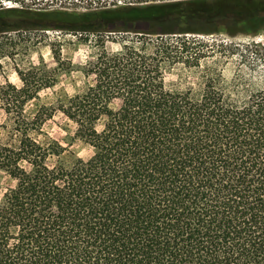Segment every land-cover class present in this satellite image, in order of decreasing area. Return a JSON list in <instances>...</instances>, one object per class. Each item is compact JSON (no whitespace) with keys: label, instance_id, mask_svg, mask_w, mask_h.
Masks as SVG:
<instances>
[{"label":"trees","instance_id":"trees-1","mask_svg":"<svg viewBox=\"0 0 264 264\" xmlns=\"http://www.w3.org/2000/svg\"><path fill=\"white\" fill-rule=\"evenodd\" d=\"M136 1L73 14L0 0V32L88 18L149 26L117 53L101 37L93 82L59 105L87 156L43 131L51 113L24 114L27 73L2 88L15 117L0 123V264H264V79L228 93L196 35L227 20L259 26L264 2ZM179 65L200 74L197 87H168Z\"/></svg>","mask_w":264,"mask_h":264},{"label":"rangeland","instance_id":"rangeland-1","mask_svg":"<svg viewBox=\"0 0 264 264\" xmlns=\"http://www.w3.org/2000/svg\"><path fill=\"white\" fill-rule=\"evenodd\" d=\"M99 1L44 0L36 7L83 14L101 8L139 3L136 0ZM145 1L162 0H143L140 3L144 5ZM262 2L264 1L253 0L250 4L260 6ZM6 5L13 3L7 1ZM82 23L83 27L80 28L21 27L0 32V92L8 83L22 87L24 83L21 74L27 73L29 89L34 98L24 105V114L32 117L40 112L47 117L48 113H51V117L45 118L43 122V131L76 154L87 156L89 149L76 137V124L64 115L59 105L84 91L93 82V75L88 71L102 52L101 37L106 40L105 49L109 53H117L122 51L124 41H132L136 37L134 30L148 29L149 26L125 24L122 21L113 26H106L95 24L90 18L84 19ZM127 25L129 28H126ZM214 25L204 26L210 29L209 33L196 34L200 47L206 51L201 57L202 67L217 65L220 69L218 71L222 73L220 81L225 85L227 92L245 96L264 79V22L253 27L242 23L234 24L231 20L216 24V28H213ZM114 28L118 30L114 31ZM199 75L195 68L179 65L168 73L166 81L172 89L186 90L191 86H198ZM239 79L246 81L248 87H235ZM14 117L15 115H9L5 111L4 104L0 101V123L9 127ZM2 133L0 138L4 139ZM40 138L43 139V135ZM2 181H6L5 178Z\"/></svg>","mask_w":264,"mask_h":264}]
</instances>
